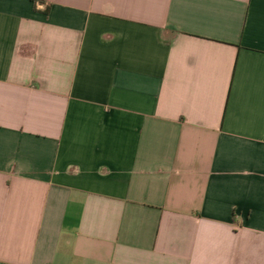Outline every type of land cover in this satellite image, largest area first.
I'll return each instance as SVG.
<instances>
[{"label": "crops", "instance_id": "0c3cea01", "mask_svg": "<svg viewBox=\"0 0 264 264\" xmlns=\"http://www.w3.org/2000/svg\"><path fill=\"white\" fill-rule=\"evenodd\" d=\"M0 264H264V0H0Z\"/></svg>", "mask_w": 264, "mask_h": 264}]
</instances>
